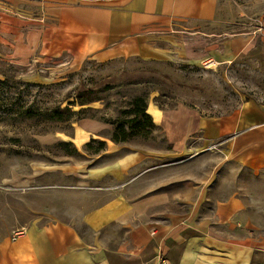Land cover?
<instances>
[{"label": "rangeland", "instance_id": "obj_1", "mask_svg": "<svg viewBox=\"0 0 264 264\" xmlns=\"http://www.w3.org/2000/svg\"><path fill=\"white\" fill-rule=\"evenodd\" d=\"M227 5V23L209 31L264 37V0ZM174 45L79 67L66 56L30 68L0 61V242L57 222L83 230L84 213L131 185L135 196L167 190L186 202L206 197L210 207L236 196L243 219L264 235V171L228 159L219 141L210 146L194 135L177 149L154 122L157 128L112 141V123L131 120L125 112L135 96L146 98L149 113L207 120L233 115L244 102L264 104L259 50L211 64L186 59Z\"/></svg>", "mask_w": 264, "mask_h": 264}, {"label": "crops", "instance_id": "obj_2", "mask_svg": "<svg viewBox=\"0 0 264 264\" xmlns=\"http://www.w3.org/2000/svg\"><path fill=\"white\" fill-rule=\"evenodd\" d=\"M227 3L0 0V61L30 68L66 56L79 67L97 57L142 58L173 44L186 59L203 57V63L232 62L258 50L264 57V37L256 31L208 30L227 23ZM147 113L177 149L194 135L210 146L219 141L228 159L264 171V104L244 102L233 115L213 120L179 110ZM134 186L84 213L83 230L57 222L3 240L0 264H154L157 255L168 264H264V235L243 219L240 198L210 207L206 197L186 202L167 190L135 196Z\"/></svg>", "mask_w": 264, "mask_h": 264}, {"label": "trees", "instance_id": "obj_3", "mask_svg": "<svg viewBox=\"0 0 264 264\" xmlns=\"http://www.w3.org/2000/svg\"><path fill=\"white\" fill-rule=\"evenodd\" d=\"M146 101L147 100L144 96H135L131 99V101L128 103L129 107L125 112V114L127 113L128 115L132 116L131 120H129L127 123H119V121L112 123L114 126V131L112 134L113 142H126L130 136L134 135L135 133L137 134V132H140L141 130L157 128L153 124L150 115L146 111ZM71 105H73V103H71ZM100 146V150H102L104 146Z\"/></svg>", "mask_w": 264, "mask_h": 264}, {"label": "built area", "instance_id": "obj_4", "mask_svg": "<svg viewBox=\"0 0 264 264\" xmlns=\"http://www.w3.org/2000/svg\"><path fill=\"white\" fill-rule=\"evenodd\" d=\"M154 264H168V262L162 255H157Z\"/></svg>", "mask_w": 264, "mask_h": 264}]
</instances>
